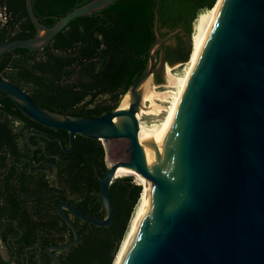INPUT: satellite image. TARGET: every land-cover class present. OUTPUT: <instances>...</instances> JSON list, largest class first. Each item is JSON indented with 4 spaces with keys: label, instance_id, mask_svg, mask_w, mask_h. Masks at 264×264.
I'll return each mask as SVG.
<instances>
[{
    "label": "water",
    "instance_id": "obj_1",
    "mask_svg": "<svg viewBox=\"0 0 264 264\" xmlns=\"http://www.w3.org/2000/svg\"><path fill=\"white\" fill-rule=\"evenodd\" d=\"M114 0H91L48 26L35 15L32 0H25L36 34L0 42V58L14 48L38 50L47 46L67 23L91 14ZM157 21H155V26ZM160 37L148 50L149 60L125 92L132 99L99 117L75 116L45 109L12 81L0 77L5 93L28 118L67 133L60 137L29 131L59 143L69 153L75 135L106 143L111 162L99 178L103 217L89 215L67 201L56 211L73 234L70 242L45 247L54 253L74 246L79 233L69 214L96 226H107L114 216L110 184L119 166L132 168L145 180L144 201L118 264H264V0H223L211 35L201 54L176 118L152 152L150 167L138 140L136 111L142 102L141 86L163 64L156 63ZM192 48V35L190 36ZM168 76V75H167ZM123 145V147H122ZM120 147V148H119ZM62 154L39 169L56 165ZM132 182H135L132 179ZM41 247L38 246L40 264Z\"/></svg>",
    "mask_w": 264,
    "mask_h": 264
},
{
    "label": "trees",
    "instance_id": "obj_2",
    "mask_svg": "<svg viewBox=\"0 0 264 264\" xmlns=\"http://www.w3.org/2000/svg\"><path fill=\"white\" fill-rule=\"evenodd\" d=\"M89 1L32 0V6L39 21L52 26ZM217 2L114 0L91 14L71 19L42 49L18 47L3 54L0 77L21 87L45 109L84 117L105 115L118 106L146 67L156 34L165 37L173 32L157 46L155 66L160 59L170 66L193 59L190 36L194 35L195 19ZM35 34L25 0H0V42ZM154 75L160 82L158 72ZM30 129L58 136L68 146L65 131L44 127L26 117L0 91V242L11 250L6 259L0 249V264L14 263L12 248L20 252L25 246L39 244L44 250L48 245L72 240L71 230L56 211L61 201L103 217L98 190L107 166L101 143L75 135L67 154L57 141L47 138L43 150L40 146L31 148L37 141L35 135H29L30 144L23 141ZM60 154L62 159L56 165L31 172L49 160L54 162ZM25 156L30 158V169L28 161L20 165ZM133 178L125 175L110 184L114 216L109 225L73 219L79 233L77 243L55 251L64 264H113L142 192L141 184L132 182ZM36 250L28 249L34 257L30 264L40 263ZM15 260L20 264L18 258Z\"/></svg>",
    "mask_w": 264,
    "mask_h": 264
},
{
    "label": "bare ground",
    "instance_id": "obj_3",
    "mask_svg": "<svg viewBox=\"0 0 264 264\" xmlns=\"http://www.w3.org/2000/svg\"><path fill=\"white\" fill-rule=\"evenodd\" d=\"M223 0H219L211 9H205L199 12L197 18H196V23H195V32H194V40H195V46L197 47V51L195 53V58L193 59V62L191 63V69L188 74H182V75H176L173 74V80L175 87L179 89V92L175 91H169V94L172 95L170 99H165V100H173L174 102V107L171 110L170 115L164 119L163 122L159 123H152V124H146L142 123L139 120V115L141 113H145L146 108L153 106L155 109H152V111H149L150 113H158L160 110H162L161 103H155L153 101V96H158L157 93L155 92H150V81H145V83L142 84L141 86V94H142V102L141 105L139 106L138 110L136 111V117L138 119V140L140 144V148L144 157V160L147 162L148 166L150 167V162H152L153 156H150V152L152 150L157 148L158 144L160 141L163 139L171 125L173 124L176 115L178 113V110L180 108V105L184 99V96L187 92L188 85L191 81L192 75L195 71V69L198 66L201 54L207 44V41L211 35V32L213 30V27L215 25V22L218 18L219 12L221 10ZM132 99L128 95H125L122 99V102L120 104V107L122 108H127V106L131 103ZM145 101L152 102L151 106L146 107ZM155 105H152V104ZM161 108H160V107ZM149 109V108H148ZM147 112V111H146ZM169 114V113H168ZM162 121V120H161ZM104 149L106 152V162L110 164L111 158H110V152H113V149H109L106 143H103ZM120 148V147H119ZM124 175H132L135 180L139 185L141 184L142 192L140 194V197L134 207L133 213L131 215V219L128 224L127 231L124 235V238L121 242L120 248L116 254V257L114 259L113 264H118V261L120 259V256L122 254V251L129 239V236L133 230V227L135 225V222L137 220V217L139 215V212L141 210L144 197H145V192H146V183L147 180H145L139 173H137L135 170L129 167L125 166H119L116 171H115V177L118 178V176H124Z\"/></svg>",
    "mask_w": 264,
    "mask_h": 264
},
{
    "label": "rangeland",
    "instance_id": "obj_4",
    "mask_svg": "<svg viewBox=\"0 0 264 264\" xmlns=\"http://www.w3.org/2000/svg\"><path fill=\"white\" fill-rule=\"evenodd\" d=\"M195 23H196V19L194 22V32H195ZM192 44H193L192 46H193V59H194L195 53L197 51V47L195 46V40H194L193 35H192ZM193 59L192 60L189 59V61H187L184 64H176L174 66H170L167 63H163L161 66L160 72L158 73L160 75V82L156 81V77L153 74L151 78V86H150L149 93L150 92L157 93L158 96H153L155 97L153 98V101L157 104L161 103L162 110H160L157 114L150 113L149 111H152V109H155V108L151 106L152 102L150 103L148 101H145L144 105L146 107L148 106H151V107H148L149 109L146 108L147 112L145 111V113H141L139 115L140 122L146 123V124L159 123V122H163L164 119H166L170 115L171 110L174 107V102L172 99L169 101L165 99H170L172 97V95L169 94V91L172 90L175 92H179V89L175 87L174 82H172L173 74H176V75L188 74L190 72L191 63L193 62ZM152 105H155V104L153 103ZM105 163L107 166L108 163L106 161ZM122 177L118 176V178H122ZM0 248H1L3 255L7 257L4 246L1 243H0Z\"/></svg>",
    "mask_w": 264,
    "mask_h": 264
},
{
    "label": "flooded vegetation",
    "instance_id": "obj_5",
    "mask_svg": "<svg viewBox=\"0 0 264 264\" xmlns=\"http://www.w3.org/2000/svg\"><path fill=\"white\" fill-rule=\"evenodd\" d=\"M29 131H36V132H39V133H44V132H42V131H40V130H36V129H30V130H28L27 132H29ZM27 132H26V134H27ZM26 134H25V136H26ZM46 134V133H45ZM34 135V134H33ZM48 135V134H47ZM25 136H24V142L26 141L25 140ZM36 136V135H35ZM49 136V135H48ZM37 137V141H36V143L35 144H37L38 142H39V140L41 139V137L40 136H36ZM50 137H58V136H50ZM34 144V145H35ZM22 145H23V143H22ZM41 147L42 148V146L41 145H37V146H32L31 148H37V147ZM122 147H123V145H122ZM23 148H25V146L23 145ZM42 150H43V148H42ZM52 155H56V154H49V155H47V156H52ZM25 161H28V167H29V169H30V158L28 157V156H25L24 158H23V160L21 161V163H20V165H22ZM49 161H51V160H49ZM49 161H47V162H49ZM46 162V163H47ZM45 163V164H46ZM43 167V166H42ZM40 167H38L36 170H34V171H31L32 173H36L37 171H39L40 169H39ZM47 170V169H46ZM45 170V171H46ZM40 171H42V170H40ZM69 216L71 217V219L73 220V219H75V216H73V215H71V214H69ZM11 238V237H10ZM1 243V242H0ZM52 245V244H51ZM38 246H40L39 244H35V245H30V246H25L24 247V249L22 250V251H18V250H16L15 248H12V250H13V264H18V263H15V259L16 258H18L19 259V261H20V264H30V262L32 261V259H34V257L32 258L31 257V254H30V252L28 251V249H31V248H37V252H36V254H37V257H38V259H39V255H38ZM41 247V246H40ZM4 249H5V251H6V253H7V255H8V257H9V255H10V252H11V250H9V249H7L5 246H4ZM59 251V250H58ZM54 253L58 256V252H55L54 251ZM40 257H41V259H42V262H43V260H46V263L45 264H56L55 262H54V260L53 259H51L47 254H46V252H45V248H44V250H42V247H41V252H40ZM59 257V256H58ZM60 258V257H59ZM39 261H40V259H39ZM40 264V263H39ZM43 264H44V262H43Z\"/></svg>",
    "mask_w": 264,
    "mask_h": 264
},
{
    "label": "crops",
    "instance_id": "obj_6",
    "mask_svg": "<svg viewBox=\"0 0 264 264\" xmlns=\"http://www.w3.org/2000/svg\"><path fill=\"white\" fill-rule=\"evenodd\" d=\"M3 246H4V245H3ZM0 249H1V248H0ZM1 252H2V251H1ZM5 252H6V251H5ZM2 255H3V253H2ZM6 255H7V253H6ZM3 257L7 259V258H8V255H7V257L3 255Z\"/></svg>",
    "mask_w": 264,
    "mask_h": 264
}]
</instances>
